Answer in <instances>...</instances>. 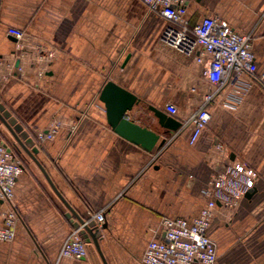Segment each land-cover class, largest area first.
Segmentation results:
<instances>
[{"label": "crops", "instance_id": "0c3cea01", "mask_svg": "<svg viewBox=\"0 0 264 264\" xmlns=\"http://www.w3.org/2000/svg\"><path fill=\"white\" fill-rule=\"evenodd\" d=\"M186 7L193 24L213 15L253 33L257 73H264V0H188ZM167 25L140 0H0V102L34 138L36 157L74 212L90 222L105 210L99 245L107 264H142L149 242L162 237L164 217L198 216L208 200L203 190L225 162L244 165L240 184L250 183L241 199L230 196L217 208L209 229L215 264H264V90L254 84L218 91L208 126L190 144L192 116L215 86L202 50L188 53L162 39ZM10 28L23 30V39L17 43ZM41 46L54 56L39 58ZM109 80L140 100L128 116L161 135L153 151L109 125L99 99ZM230 101L235 111L223 106ZM168 103L177 107L175 115ZM150 106L185 127L163 129ZM52 128L53 138H36ZM1 140L24 169L12 195L16 235L0 240V264H104L92 242L82 259L62 256L77 219L68 217L45 174L0 121ZM9 208L0 200V227ZM219 227H232L235 238H216Z\"/></svg>", "mask_w": 264, "mask_h": 264}, {"label": "built area", "instance_id": "2783aa9c", "mask_svg": "<svg viewBox=\"0 0 264 264\" xmlns=\"http://www.w3.org/2000/svg\"><path fill=\"white\" fill-rule=\"evenodd\" d=\"M150 11H155L168 22L162 34V39L176 49L194 53L198 48L209 60L206 71L208 80L215 86V91L205 95L202 106L192 116V130L189 143L196 144L211 120L209 106L214 101L216 93L225 87H234L238 92L254 84L264 90V73H257L256 55L254 52V34L242 33L232 27L226 20L218 16H208L193 24L187 16L188 0H140ZM9 35L17 43L23 39L24 31L10 28ZM38 52V57L54 56L44 46ZM202 63L204 58L196 56ZM3 60L0 59V66ZM45 67H40L37 76L42 78ZM248 77V82L243 81ZM223 106L235 111L234 101L225 102ZM171 115L177 113L173 103L166 105ZM56 128L40 131L36 134L38 140L53 138ZM24 166L11 144L0 141V200L10 205L5 215L4 225L0 227V240L10 241L16 235L17 212L12 205V195L16 181ZM245 166H235L227 162L219 164L203 193L208 200L198 216L187 218L164 217L161 220L162 237L149 242L142 258V264H215L218 258L216 242L209 235L211 222L220 205H228L230 196L241 199L250 180H245L246 188H242L240 174L246 176ZM99 228L106 222L105 210L97 211L92 217ZM82 227L75 228L67 238L62 256L82 259L87 256L88 243L82 236Z\"/></svg>", "mask_w": 264, "mask_h": 264}, {"label": "water", "instance_id": "95a60500", "mask_svg": "<svg viewBox=\"0 0 264 264\" xmlns=\"http://www.w3.org/2000/svg\"><path fill=\"white\" fill-rule=\"evenodd\" d=\"M99 99L105 104L107 121L116 133L135 144L141 145L147 151H153L156 144L160 140L161 135L146 126L138 124L135 122V120L130 119L128 116V113L140 103V100L135 94L113 82L112 80H109L103 86L99 95ZM149 108L154 112L155 116L158 118L159 125L163 129L168 131H178L185 127L182 122H180L174 116L168 115L161 109L154 106H150ZM0 121L9 130L20 147L40 167L55 192L69 209L68 217L74 215L77 219L74 222V227H82L81 233L85 241L87 243L92 242L95 244L104 261V264H107L99 245V239L102 236V230L107 227L106 222L101 228H99L96 226L93 220L86 222L85 219L81 218L74 212L72 207L58 192L47 172L43 168L41 162L36 157V154L39 152V148L37 145H35L34 138L30 136L27 131H25L24 126L18 122V120L8 109H6V106L2 102H0ZM164 142L165 139H162L159 145L162 146ZM71 221H74V219L71 218Z\"/></svg>", "mask_w": 264, "mask_h": 264}, {"label": "rangeland", "instance_id": "374dc122", "mask_svg": "<svg viewBox=\"0 0 264 264\" xmlns=\"http://www.w3.org/2000/svg\"><path fill=\"white\" fill-rule=\"evenodd\" d=\"M225 228L226 227L221 228V229H220V227H219V229L217 228L216 231H214V236H216V238H218V236H220V237L222 236L221 238H235L234 233H233V228L232 227H228L226 229ZM222 230H227L228 234H226L225 232L223 233Z\"/></svg>", "mask_w": 264, "mask_h": 264}]
</instances>
